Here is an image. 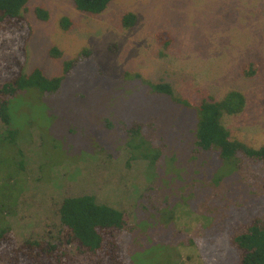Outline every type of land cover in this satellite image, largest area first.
<instances>
[{
  "label": "rangeland",
  "instance_id": "1",
  "mask_svg": "<svg viewBox=\"0 0 264 264\" xmlns=\"http://www.w3.org/2000/svg\"><path fill=\"white\" fill-rule=\"evenodd\" d=\"M35 7L48 11L46 21ZM28 8L26 74L37 66L59 76L83 49L92 56L56 92L18 97L16 130L28 156L9 220L17 243L54 241L61 200L91 195L128 215L133 264H237L226 234L239 221L264 218V169L242 172L215 151L189 155L196 106L232 90L246 102L222 122L230 138L264 146V0H112L96 16L77 11L73 0H29ZM126 13L136 17L129 29ZM63 17L73 22L69 31L59 25ZM160 33L170 39L167 49ZM51 47L62 52L59 60L47 57ZM250 62L258 71L245 77ZM160 82L190 106L156 93L151 85ZM163 146L160 157L142 156ZM13 173L7 164L5 174Z\"/></svg>",
  "mask_w": 264,
  "mask_h": 264
},
{
  "label": "trees",
  "instance_id": "2",
  "mask_svg": "<svg viewBox=\"0 0 264 264\" xmlns=\"http://www.w3.org/2000/svg\"><path fill=\"white\" fill-rule=\"evenodd\" d=\"M28 1L0 0V264H133L128 236L134 227L128 215L98 204L91 195L70 196L61 200L58 207L61 229L54 241L25 240L20 244L16 241L9 220L16 215L18 199L25 188L24 184L19 191L15 185L20 184L19 176L26 174L28 156L22 146L26 138L20 140L21 135L16 130L17 113L22 105L18 97L26 90H37L42 94L56 92L78 63L92 56L89 50L83 49L76 58L65 61L59 76L49 78L37 66H32V71L26 74L27 47L33 34L27 17ZM111 1L73 0V5L81 13L96 16L104 12ZM33 12L40 21H46L49 17L43 7H35ZM135 24L134 14L126 13L123 16L124 29ZM59 25L62 30L69 31L73 22L63 17ZM157 40L163 49L168 48L170 39L166 33L158 34ZM47 55L50 60L56 61L61 58L62 52L51 47ZM257 71L255 63H246L242 67L245 77H253ZM151 87L175 103L190 106L174 96L170 84L160 82ZM245 102L243 93L236 90L229 91L219 101L212 97L202 100L196 106L197 129L194 148L189 156L215 151L222 161L242 172L252 167L264 169V146L254 149L241 141L232 140L222 123L228 115L243 112ZM139 125L131 130L138 132ZM164 149L163 146L154 150V154L148 152L142 156L148 159L151 156L160 157ZM9 163L14 170L12 176L5 174ZM152 165L153 161L149 168ZM43 180L39 172L37 181L45 182ZM143 196L144 193L140 198ZM214 197L209 200L214 201ZM226 244L235 251L237 264H264V218L239 221L227 232Z\"/></svg>",
  "mask_w": 264,
  "mask_h": 264
}]
</instances>
